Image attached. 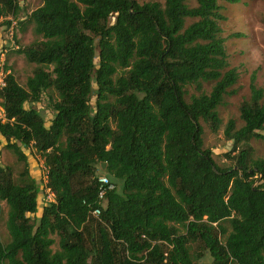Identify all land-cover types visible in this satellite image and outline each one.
I'll return each instance as SVG.
<instances>
[{"label": "trees", "instance_id": "1", "mask_svg": "<svg viewBox=\"0 0 264 264\" xmlns=\"http://www.w3.org/2000/svg\"><path fill=\"white\" fill-rule=\"evenodd\" d=\"M221 1L241 0H42L17 21L40 37L19 50L37 64L26 86L9 72L0 90V134L24 162L18 176L0 164V264H264V157L249 145L264 141V87L253 74L243 124H226L233 164L215 162L200 123L219 129L239 80ZM20 11L0 0V26ZM49 89L58 99L47 125L31 104ZM99 169L114 184L103 200Z\"/></svg>", "mask_w": 264, "mask_h": 264}, {"label": "rangeland", "instance_id": "2", "mask_svg": "<svg viewBox=\"0 0 264 264\" xmlns=\"http://www.w3.org/2000/svg\"><path fill=\"white\" fill-rule=\"evenodd\" d=\"M145 1V0H140ZM163 2V0H158ZM21 11L18 18L8 26H0V45L5 44L7 49L5 53L4 67L12 72L21 85L26 86L29 76L33 75L37 66L36 63L29 61L20 49L28 46L40 36L34 32L32 23L20 24L17 21L24 20L42 0H18ZM190 4L195 5V1ZM221 12L224 19L220 20L221 36L225 39V48L228 54V61L231 67H235L239 72V80L233 86L234 92L225 96L224 102L219 106V113L222 119L217 131L211 129L210 125L203 119L200 123L204 129L205 146L213 150V157L219 166H229L233 164L230 157L226 156L232 148L233 142L225 137L224 130L230 119L236 120L237 126L243 124L240 118V105L242 101L250 96V82L254 74L258 86L264 87V0H241L237 3L221 1ZM191 20H188V23ZM97 41V39H96ZM212 83H204L205 91L209 92ZM191 93H198L194 87H188ZM58 99L57 93L49 89L42 94L39 102L31 104L45 115L47 125L54 116L53 102ZM95 97H93V103ZM27 106H30L28 104ZM254 149L255 157H264V141L252 138L249 141ZM30 162V170L42 184L45 175V164L40 154L35 149L24 148ZM0 164L11 166L15 176L24 166L17 155L6 146L5 138L0 134ZM40 170V173L38 172ZM103 170V169H102ZM99 169L98 173H106ZM46 198L49 194L44 190ZM39 195V212L44 204V195ZM2 215L0 217V234L4 243L9 240L7 229L8 205L5 201L0 200ZM58 248V244L54 245Z\"/></svg>", "mask_w": 264, "mask_h": 264}, {"label": "built area", "instance_id": "3", "mask_svg": "<svg viewBox=\"0 0 264 264\" xmlns=\"http://www.w3.org/2000/svg\"><path fill=\"white\" fill-rule=\"evenodd\" d=\"M7 49L5 47H0V90L3 89L6 84H7V75L9 73V70H7L3 65L5 62V53H6ZM7 117H6V113H5V109L2 106L1 102H0V121H6ZM99 193H98V198L100 200H103L107 194L108 191H110L111 189L114 188V184L109 180V178L104 175L101 174L99 175ZM47 192L49 194L48 196V200H52L54 199V194L50 191L49 188H47ZM104 204V202H103ZM102 212L101 207H94L91 210V213L94 216H99Z\"/></svg>", "mask_w": 264, "mask_h": 264}, {"label": "water", "instance_id": "4", "mask_svg": "<svg viewBox=\"0 0 264 264\" xmlns=\"http://www.w3.org/2000/svg\"><path fill=\"white\" fill-rule=\"evenodd\" d=\"M103 166H105V163H103Z\"/></svg>", "mask_w": 264, "mask_h": 264}, {"label": "crops", "instance_id": "5", "mask_svg": "<svg viewBox=\"0 0 264 264\" xmlns=\"http://www.w3.org/2000/svg\"><path fill=\"white\" fill-rule=\"evenodd\" d=\"M38 172L40 173V170Z\"/></svg>", "mask_w": 264, "mask_h": 264}]
</instances>
